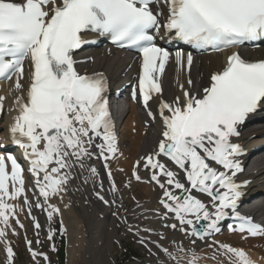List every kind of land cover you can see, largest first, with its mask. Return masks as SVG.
Segmentation results:
<instances>
[{"label": "snow or ice", "instance_id": "obj_1", "mask_svg": "<svg viewBox=\"0 0 264 264\" xmlns=\"http://www.w3.org/2000/svg\"><path fill=\"white\" fill-rule=\"evenodd\" d=\"M89 31L141 54L132 96L135 99L139 93L146 108L154 97L158 102V113L149 114L153 119L158 114L161 138L135 162L133 176L140 181V169L148 173L149 182L162 192L163 211L155 210L157 218L175 220L164 227L180 232L189 245L173 241L172 251L171 246L149 241L158 249V253L149 249L158 257L156 264H199L197 239L208 247L218 245L217 251L228 256L230 264H257L244 249L215 240L208 244V238L222 231V222L230 215L239 224L228 225L229 230L264 236V225L238 211L248 181L238 180L245 150L234 142L249 115L264 106V59L250 61L233 52L201 93L181 84L182 96L169 102L161 99L166 65L174 60L179 68L190 70L194 58L182 50L173 54L157 40H180L214 52L264 40V0H0V79L14 78L18 113L9 131L30 163L36 195L33 205L17 158L0 156V240L8 245L9 264L15 256L7 242L11 219L24 227L17 216L20 206L9 201L23 197L29 215L35 206L51 220L60 208L50 201L63 200L76 179L96 188L100 173L90 161L100 159L107 168L119 151L107 78L102 73L82 74L76 67L75 52L88 43L84 34ZM187 83L193 85L191 78ZM4 99L0 97V110ZM107 175L112 176L110 169ZM103 187L100 181L99 188ZM110 190L118 191L114 181ZM95 195L105 204L114 203L100 191ZM32 219L39 230V221ZM61 230L66 232L62 221ZM52 235L50 229V240ZM27 244L31 248L32 241ZM32 255L47 260L44 253L32 251Z\"/></svg>", "mask_w": 264, "mask_h": 264}, {"label": "bare ground", "instance_id": "obj_2", "mask_svg": "<svg viewBox=\"0 0 264 264\" xmlns=\"http://www.w3.org/2000/svg\"><path fill=\"white\" fill-rule=\"evenodd\" d=\"M125 51H117V50H111V49H89L86 50L81 54L82 58H95V61L93 64L87 63L81 66L82 70L85 68H90L89 70H107L110 74L111 78L113 79L114 83H119L122 85V83L127 82L132 75V70H129V65H133V54L131 53H124ZM244 55L249 59H256L258 56L264 57V47L257 51H244ZM225 56L226 54H213V55H206L202 56L200 58L195 59L192 67L190 70H186V68L180 70L177 68V64H173V62H170L169 65H167V69L161 78V85H162V96L161 99L167 100L171 102L176 96H182V90L180 88V85L183 84L185 88H188L190 92L194 94H199L201 89L204 86H207L209 84V77L210 75L220 70L225 62ZM133 65V69H134ZM99 67V68H98ZM125 73L127 74L125 79L121 78V74ZM191 78L193 81V85L189 87L187 81ZM117 86L116 88L120 87ZM14 87L10 86L7 88L5 84L0 85V94L1 97H4L6 101L10 104V98L13 96H16L15 91L13 90ZM149 106L153 107L156 111L158 110V102L155 100L149 102ZM116 115L118 117H123L124 114L127 111V107L123 101L117 102L115 106ZM260 116V115H259ZM264 115H261L263 117ZM127 124L123 130L124 134V141L125 145L122 146V148L119 149L120 146H118V153L115 158H110L109 165L111 166V169L113 170L114 174L116 173L117 168H124L125 172L131 171L133 169V164L131 165V169L128 170V163L126 159L127 153H131L136 156L133 158V163H135L137 160H139L141 157L145 156L147 153H149L152 149H154L157 145V141L159 140L160 136L158 132L161 131V126L158 120H156L155 123H153V128H146L143 125V122L145 121L143 112L139 109L137 106H130V113L126 115ZM125 125V124H124ZM147 131V134L145 136H142L141 133ZM0 136L5 137L4 134H0ZM238 141H241L247 149L250 150L252 153L249 158H247L246 162H248V172L249 175L244 176V178H253L254 181L252 185L248 188L250 189V193L254 194V192H257V194H260L259 191L264 190V122L257 123L255 126H250L245 128V135L238 139ZM257 147H261V149H255ZM122 150L124 152L122 153ZM130 150V151H129ZM255 151V152H254ZM123 156V157H122ZM99 159H93L90 161L91 164H93L98 170H99V178L97 180V187L99 188V182H103V189L101 193L104 195L105 199L114 201V203L111 204H105L101 200L97 198L95 199V192L92 183L84 184L82 183V178L77 179V186L72 183L71 189L67 192V195L64 194L63 200L53 198L52 202H54L55 205H58L61 211V214L65 220V223H67V227L69 230V241L71 244V247L68 249V254L70 257V264L73 262V256L76 253H79L80 256L74 258V261L77 263V260H81V262H84L86 264H109L111 261V258L109 257V251L112 250L114 244H110V239H112V227L115 226L114 224V218L119 213V215L115 218L116 226L114 228L115 231V238L114 239H120L118 236V229L117 227L119 224L125 225L127 228L132 227V223L135 219H139V222L141 225L139 227L142 228H151L152 232L149 233L146 231L145 234H140L142 238H145L144 240L152 246L155 252L158 253V249L155 246V244L150 243L149 241H158L161 244H163L166 247L171 246V250L175 251V245L172 244L173 241H182L183 245L187 248L189 245V241L182 237L180 232H173L170 229H167L164 227L165 223H176L175 220H169V221H163L161 219L157 218V213L155 210L159 209L161 212L163 211L162 206L159 203V198L162 195V192L159 188L154 187L152 185L143 184L146 189L150 188L151 193L148 195V199L144 201H140L139 203L132 208H127L126 205L121 202L125 198H135L133 193L129 196H125L126 192L129 193L131 189H138L143 190V185L140 183H134L132 187L128 186L126 184L125 187H122V182L120 180L117 181L116 178V188L118 191L114 194L110 190L111 182L109 178L105 175V171H103V163L100 160V163L98 162ZM120 164V165H119ZM122 165V166H121ZM140 171H144L140 169ZM117 174V173H116ZM125 176V175H124ZM81 180V183H79ZM122 187V188H120ZM145 190V189H144ZM255 196V195H254ZM92 198V199H91ZM96 201L94 203L99 202L98 207H95L92 200ZM77 200V201H76ZM129 200V199H128ZM117 202V205L116 203ZM120 203V205H118ZM246 211H248L251 215H255L257 219H260L264 222V213L262 204L260 201L251 200L248 202ZM100 205H103L100 206ZM115 205V206H114ZM149 206L152 207L153 210H151V213L148 215L147 212L150 210ZM83 207L86 209V223L85 226L88 228L89 233V241L90 243H95V239H103V236H105L104 248H101L100 250L94 249L90 250L81 248L75 250V242L74 239L80 240L83 238V234L75 233V227L76 224H79V213L82 215L84 214ZM100 207V208H99ZM90 209V210H89ZM100 209V210H99ZM103 215L101 216V214ZM122 215V216H121ZM121 216V217H120ZM71 222H75L72 227H74L73 233H72V227ZM104 222L103 230L104 235L103 236H96L94 235V229L99 228V225ZM70 223V224H69ZM69 224V225H68ZM111 226V227H109ZM138 227V226H137ZM102 228V227H101ZM135 228V227H134ZM87 229L84 230V233L86 235ZM99 233V231H98ZM162 234V235H161ZM82 236V237H81ZM163 237H167L168 239H163ZM81 237L80 239H78ZM72 238H74L72 240ZM217 240H219L221 243H226L234 247H238L244 249V246H247L246 244L243 245L246 240H250L253 244L259 243L262 245L260 239L254 240L251 237H248L245 234H226L223 237H216ZM4 241L0 240V251L1 248H4ZM4 246V247H3ZM206 246L204 243L196 241V251L204 257L208 258L207 262H203L205 264H230L229 258L225 259L224 254L222 252L217 251V248L213 247H207V250L202 251V247ZM263 246V245H262ZM262 250V249H261ZM215 253V259L212 258L213 254ZM246 253L249 255L250 251H246ZM88 254L87 258L86 255ZM252 256L253 254L257 255L255 251L251 252ZM260 254V253H259ZM1 256V252H0ZM226 256V255H225ZM250 256V255H249ZM252 259V258H251ZM263 259V258H262ZM254 261L257 262V264H264V262H260L256 257L254 258ZM156 264V263H155Z\"/></svg>", "mask_w": 264, "mask_h": 264}, {"label": "rangeland", "instance_id": "obj_3", "mask_svg": "<svg viewBox=\"0 0 264 264\" xmlns=\"http://www.w3.org/2000/svg\"><path fill=\"white\" fill-rule=\"evenodd\" d=\"M113 85L117 86V84H113ZM118 121H119V124H120V131L122 130L120 146H123V145L126 144L125 141H124L125 139H124L123 130H124L126 124H127V121L125 122V118L123 120L118 119ZM141 135L142 136H145L142 133H141ZM123 152H124V150H122V153ZM135 156H136V154L134 155V157ZM134 157H133V154H131L130 152L127 153V155H126V159H127V163H128V170H130L131 169V165L134 164L133 163V161H134L133 158ZM120 168H122V167H120ZM122 172H125L124 168H122ZM118 173H121V172H118ZM116 178H117V181L120 180L122 182L121 185L125 186L124 185V184H126L125 180H128L129 177H128V173H123V174H120V175L117 174ZM72 183L77 186V179L74 180ZM120 188H122V187H120ZM96 191H100L101 193H103L102 190L100 188H98V187L94 188V192H96ZM132 193L135 196V198L137 197L138 199H143V200H140V201H144V200H147L148 199V195H149V193H151V189L150 188H147L146 189V187L143 185V190L142 191L141 190H138V189H131V191L129 193L126 192L125 196H129ZM128 199H134V198H131V196H129V198L127 197V198L123 199L121 202L124 203V201H125L127 203V200ZM138 199H136V201H139ZM92 202H93V204H94L95 207H98V205H99V202L98 201H97V203H94L96 201L93 198ZM115 203L117 205V202H115ZM129 203H130V206H133L135 204V201H133V200L130 201L129 200ZM118 205H120V203ZM100 206L103 207V205H100ZM127 206H128V204H127ZM149 209L150 210L147 212V214L148 215L153 214V213H151V210H153L151 206H149ZM83 210H84V214L83 215L81 213H79V219H80L79 224H76L75 222H71V225H70L72 227L74 224H76L75 233L76 234H79V233L83 234V238L82 239H80L81 237L78 238L80 240H77V239L72 238V240L74 239V242H75V250L81 249V248H85V249H88L89 248L90 250H94V249L100 250L101 248H104V243L103 242L105 241V239H107V238H105V236H103L104 235V230H103L104 222H102L99 225L98 230L97 229H94V235H96V236L97 235L98 236H103V239H101V237H99V239H95V241L97 240L95 243H93V242L90 243V241H89L88 228L85 226V223H86L85 218H86V215L88 213H86L85 207H83ZM102 215H103V213L101 214V216ZM118 215H119V213L115 216V218ZM115 218H114V224L116 226ZM137 221H139V219ZM56 223H58V220L57 219L54 220L52 226L55 227L56 226ZM134 223H136V222H134ZM137 224H138V222H137ZM115 226L112 227V228H110V229H112V235H111L112 239H110V244L111 245L114 244V245H113L112 250L109 251V257L111 258V261L109 262V264H146V262H147L146 260L154 261V259L156 258V255H151L149 253V251H147L143 247H141L137 243L136 240H134V239L131 238L132 236L130 234H128L126 232L123 233V234H121L122 231H123V230H121V226H118L119 228H117L118 229V231H117L118 232V236H119L121 242L120 241L115 242L116 240H119V239H114L115 238V231H114ZM109 227H111V226H109ZM137 228L140 229L139 234H145L146 233V231H144L145 228H142V227H137ZM85 229H87V231H85L86 232V235L84 233V230ZM73 230H74V227H72V233H73ZM98 231H99V233H98ZM58 233H59V230H57V232L55 234L54 242H55V245L59 249V247L61 245L60 244V240H61V236L62 235H61V233H59V234ZM65 234H66V232H65ZM263 238L264 237H262L260 239L261 242H264V239ZM18 240H19V241H17L18 254H17L16 260H15V263L16 264H36L30 258V254L26 250V246L23 244L22 240L20 238H18ZM254 240H256V239H254ZM172 244H174V243H172ZM245 244L247 246H244L245 247L244 250L245 251H248V252L250 251V253H249V255H250L249 257L250 258H252L254 260V258L256 257L260 262H264V243L262 244L263 246L260 244V247H259L258 246L259 243L253 244L248 239V240H246V242L243 245H245ZM65 250H66V253H67L68 248L65 247ZM252 251H255L257 253V255L253 254V256H252V254H251ZM77 255H79V253H76V256H74V258L77 259ZM86 256H88V255H86ZM67 257H68V253H67V256L65 257L66 260H67ZM224 258L225 259H228V256H225L224 255ZM200 261L201 262H207L208 261V258L207 257H204V259L202 258ZM5 263H6L5 258L4 257H0V264H5ZM77 263L78 264L81 263L79 259L77 260ZM82 263H84V262H82ZM86 264H87V262H86Z\"/></svg>", "mask_w": 264, "mask_h": 264}]
</instances>
